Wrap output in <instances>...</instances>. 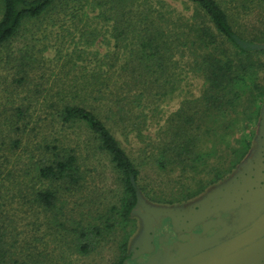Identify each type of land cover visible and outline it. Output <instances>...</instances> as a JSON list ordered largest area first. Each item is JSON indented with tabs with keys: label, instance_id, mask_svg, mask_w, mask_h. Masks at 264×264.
Masks as SVG:
<instances>
[{
	"label": "trees",
	"instance_id": "trees-1",
	"mask_svg": "<svg viewBox=\"0 0 264 264\" xmlns=\"http://www.w3.org/2000/svg\"><path fill=\"white\" fill-rule=\"evenodd\" d=\"M179 3L181 8L170 0H0V57L28 24L36 26L33 44L52 37L47 47L54 48L52 55L23 50L0 89V264L28 263L17 255L20 235L6 209L10 204L38 209L50 226L52 221L58 231L68 230L81 253L107 240L117 225L105 213L90 221L68 211V197L83 189L87 169L67 141V129L84 130L119 174L121 196L111 207L118 223L133 221L143 189L140 166L117 133L152 139L144 158L162 169H195L218 145L230 149L227 137L241 121L249 122L251 134L212 184L228 177L253 146L264 105V49L250 45L264 42V30L251 36L235 23L264 0ZM191 75L202 78L200 93L163 123L153 121L160 102ZM211 137L219 140L208 150L201 142ZM133 231L125 234L114 264H123ZM26 249L33 259L34 248Z\"/></svg>",
	"mask_w": 264,
	"mask_h": 264
},
{
	"label": "rangeland",
	"instance_id": "rangeland-1",
	"mask_svg": "<svg viewBox=\"0 0 264 264\" xmlns=\"http://www.w3.org/2000/svg\"><path fill=\"white\" fill-rule=\"evenodd\" d=\"M170 1L178 4L180 8L183 6L179 3V0ZM239 18L235 23L236 30L242 29L244 33L254 36L257 31L264 30V5L263 7H258V9L246 11ZM35 27L34 25L28 24V27H24L15 38L16 40L10 46L3 49L2 56L0 57V89L5 86L8 79H11L12 71L14 72L12 65L19 62L23 50L27 48L32 50L34 48L35 51L41 50V53L47 55L53 54L54 48L50 47V45L47 47L48 42H53L52 37H43L40 41H36L34 44L32 43ZM39 35L43 36L41 32ZM262 59L264 61V55ZM259 80L264 84V67L263 70L259 71ZM201 84V77L191 75L189 79L182 82L180 89L176 93L167 96L160 102V113L158 116L153 115V121L156 122L159 119L163 123V120L181 107L184 100L200 93ZM1 97L2 101H4V93ZM152 126L155 128L153 129V135H156L155 130L157 126L155 124ZM250 126L251 124L249 122L241 121L235 128V134L227 137L230 143V149L226 148V143L218 145L217 153L210 154L207 164L203 165L200 163L195 169H183L181 166L162 169L155 165L148 158L149 156L144 158V152L149 149V147L147 148V142L152 139L146 138V142L139 141L132 136L125 137L119 133H117V136L121 141V145L140 166L142 173L139 183L143 189L141 193L142 197L149 203L174 206L195 199L204 194L208 188L220 182L212 184L220 171L230 168L232 161L235 159L234 154L236 155V153L233 154L232 152L234 150L237 152L243 137L251 134L252 126ZM252 135L253 146L236 166L237 169L250 155L256 144L257 131L255 132L253 130ZM65 136H67V141L76 147L80 161L87 169L83 189L74 196L68 197V211L70 208H74L72 210L73 215L77 218H90V221L93 219L98 220L101 213H105L117 225L114 229L107 231L111 232L107 235V240H102L100 245L96 246L89 253H81L76 249L75 238L68 233V230H61V233L56 229L52 221V226H50L48 217H44V214L39 212L38 209L27 212V208L21 202L10 204L6 209L16 218L18 224L17 232H19L18 236L20 235V239L16 243L17 255H19L21 260L28 261L27 264H114L122 254L120 245L126 236L125 234L130 229H134L133 238L128 243L129 246L134 237L140 232V218L138 215H135L131 222L118 223L119 220L117 221L115 217L119 215H114L116 212L111 210V207L118 196H121L120 190L122 189V184L121 180H119V174L114 170L109 157L94 149V145L89 141L84 130L67 129ZM218 140L213 139V137L205 138L201 143L210 150L213 143ZM28 234L33 238L28 237ZM28 238L32 239L30 243L32 247L25 243ZM26 248H31V250L34 248L35 255L33 259L32 257L31 259L27 258L26 254L29 255L30 250ZM22 249L24 251L20 253Z\"/></svg>",
	"mask_w": 264,
	"mask_h": 264
},
{
	"label": "flooded vegetation",
	"instance_id": "flooded-vegetation-1",
	"mask_svg": "<svg viewBox=\"0 0 264 264\" xmlns=\"http://www.w3.org/2000/svg\"><path fill=\"white\" fill-rule=\"evenodd\" d=\"M256 148L255 144L253 149ZM250 161L248 168L255 172L251 177L254 178L257 174L261 179L255 181L253 192L249 193L251 194L249 201L233 205L228 209L219 208V204L209 207H201L199 204L214 186L232 177L237 172L236 167L228 177L208 188L204 194L188 202L174 205L180 212L174 218L162 216L156 220L152 224V238H146L141 246L134 244L137 234L128 246L123 264H178L218 249L249 230L264 215V159ZM240 191L239 187L237 192ZM133 210L137 215L138 211H145L141 205L134 206ZM259 240L258 237L233 252L240 251Z\"/></svg>",
	"mask_w": 264,
	"mask_h": 264
},
{
	"label": "water",
	"instance_id": "water-1",
	"mask_svg": "<svg viewBox=\"0 0 264 264\" xmlns=\"http://www.w3.org/2000/svg\"><path fill=\"white\" fill-rule=\"evenodd\" d=\"M252 48L264 49V42L259 44H251ZM256 149H253L250 155L238 167L237 172L228 180L221 184L214 186L207 195L199 201L200 206H211L219 204V208L225 209L233 207L241 202H247L251 199L252 187L255 186V181L258 182L261 177L248 168L251 163L250 160L264 159V105L261 109V118L259 120L257 129ZM248 173V174H246ZM241 191L238 193V188ZM232 189L234 190L232 192ZM249 190V191H248ZM243 197V199H240ZM144 208L143 211H138V216L141 221L142 229L138 233L135 240L136 246H141L146 238L151 239V231L153 230V223L162 216L174 218L179 213V208L173 205H160L147 202L140 191H137V205ZM226 206V207H224ZM132 214L135 216L137 212L134 210ZM260 238L258 242L247 246L240 251L233 252L237 248L246 245L256 238ZM263 261V262H262ZM264 264V215L254 223V225L245 233L239 235L230 242L224 244L218 249H213L203 253L195 258L188 259L178 264ZM177 264V263H176Z\"/></svg>",
	"mask_w": 264,
	"mask_h": 264
}]
</instances>
